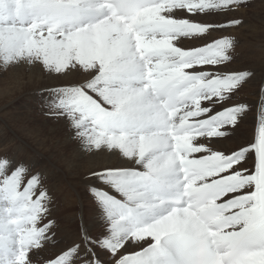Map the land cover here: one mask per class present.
Listing matches in <instances>:
<instances>
[{"label": "snow or ice", "instance_id": "1", "mask_svg": "<svg viewBox=\"0 0 264 264\" xmlns=\"http://www.w3.org/2000/svg\"><path fill=\"white\" fill-rule=\"evenodd\" d=\"M251 0H0V67L53 81L102 230L64 237L38 162L0 153V264H264V82L234 67ZM215 34V35H214Z\"/></svg>", "mask_w": 264, "mask_h": 264}, {"label": "bare ground", "instance_id": "2", "mask_svg": "<svg viewBox=\"0 0 264 264\" xmlns=\"http://www.w3.org/2000/svg\"><path fill=\"white\" fill-rule=\"evenodd\" d=\"M243 12L246 21L244 27L233 30L231 34L238 40L234 67H244L255 73L254 80L242 93L250 102L251 110L240 134L243 138H249L260 119L257 92L259 84L264 82V0H251V6ZM17 69L21 74L28 73V80L18 79L15 85L9 81L0 89V147L12 145L13 154L19 156L22 153L20 157L36 161L46 170L54 197L65 202L62 208L54 212L64 237L72 236L81 225L94 234L99 233L102 225L88 186L83 183V174L89 168L98 166L105 157H90L81 153L64 123L45 116L44 90L53 83L52 79L27 66ZM21 100L25 101L20 106ZM34 113L37 118L40 116L38 122L33 121Z\"/></svg>", "mask_w": 264, "mask_h": 264}, {"label": "rangeland", "instance_id": "3", "mask_svg": "<svg viewBox=\"0 0 264 264\" xmlns=\"http://www.w3.org/2000/svg\"><path fill=\"white\" fill-rule=\"evenodd\" d=\"M28 75H29L28 73H26V74L22 73L21 74L20 70L17 68L5 70L2 67H0V79H1L0 80V89H3L6 86V82H9V81L11 82V85H15V83H16V81H18V79L19 80L22 79L23 81H26V80H28ZM2 95H4V94H2ZM18 101H19V99H18ZM24 101H22V100L20 101V103H19L20 106L24 105ZM35 107H36V105H35ZM37 112L39 114V111H37ZM34 114L35 115L32 116L33 121L35 120L34 122H38V120H40V116L37 118V114L36 113H34ZM29 124L31 125L32 123L30 122ZM13 152H14V147L12 145L7 144L5 146L0 147V153H6L9 156H16L15 154H13ZM18 155L21 156L22 153H19ZM56 197H54L55 200H54V206H53V208H54L53 213L56 212L58 209L62 208L64 206V203H65L59 197L58 198H56ZM57 204H59L60 206ZM61 216L64 218L63 215H61ZM59 221H62V220L59 219Z\"/></svg>", "mask_w": 264, "mask_h": 264}]
</instances>
